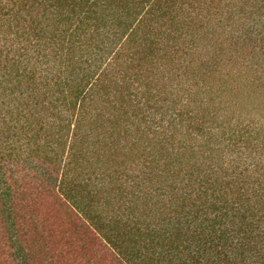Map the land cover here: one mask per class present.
<instances>
[{"label": "trees", "instance_id": "16d2710c", "mask_svg": "<svg viewBox=\"0 0 264 264\" xmlns=\"http://www.w3.org/2000/svg\"><path fill=\"white\" fill-rule=\"evenodd\" d=\"M0 264H264V0H0Z\"/></svg>", "mask_w": 264, "mask_h": 264}]
</instances>
